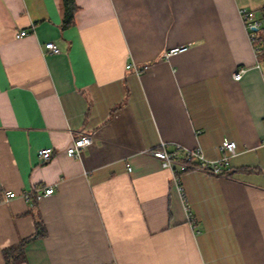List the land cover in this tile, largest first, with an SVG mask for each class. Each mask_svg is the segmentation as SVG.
I'll use <instances>...</instances> for the list:
<instances>
[{"label":"crops","instance_id":"0c3cea01","mask_svg":"<svg viewBox=\"0 0 264 264\" xmlns=\"http://www.w3.org/2000/svg\"><path fill=\"white\" fill-rule=\"evenodd\" d=\"M75 3L64 27V0H0V264L34 214L46 235L18 264H264V50L240 14L264 15V0ZM225 140L224 174H181L183 195L150 153L216 161Z\"/></svg>","mask_w":264,"mask_h":264},{"label":"built area","instance_id":"2783aa9c","mask_svg":"<svg viewBox=\"0 0 264 264\" xmlns=\"http://www.w3.org/2000/svg\"><path fill=\"white\" fill-rule=\"evenodd\" d=\"M241 17L250 31V38L253 43L256 41V32L259 31L264 26V15L258 16L257 13L253 10H249L246 8L241 9L240 11ZM256 28L257 31L253 29ZM27 35L26 31H22L19 33V36ZM45 48L48 52L53 54H59L60 48L54 42H48L45 45ZM188 49L187 46H180L171 48L169 51L165 53V58H169L172 55L184 52ZM256 51L259 50L258 47H255ZM133 68L132 65H128L127 69ZM137 70V69H135ZM246 72L245 68L238 69L234 74L233 78L235 80H240L243 74ZM95 140L94 133H87L79 136L78 138L73 139L71 145L66 149V153L68 156L73 158H79L80 153L86 149L89 145L93 143ZM220 149L222 151L227 152L228 155L223 158L213 161L207 160L202 155L200 149H183L181 147L176 148L175 150H169L165 143H162L158 148L151 149L150 153H152L155 157H157L163 168L168 169L173 177V181L179 192L183 195V188L181 186L180 175L181 174H191L198 170H206L210 171L215 175H223L224 169L229 167L230 158L237 154V145L234 141L225 140L223 141ZM53 155V148H41L37 152V156L40 162H46L51 159ZM55 187L47 186L40 187L35 190L34 196L37 201L43 199L44 197L50 196L54 194ZM6 199H12L16 197V193L7 192L5 194ZM25 197L29 198L28 195Z\"/></svg>","mask_w":264,"mask_h":264},{"label":"trees","instance_id":"16d2710c","mask_svg":"<svg viewBox=\"0 0 264 264\" xmlns=\"http://www.w3.org/2000/svg\"><path fill=\"white\" fill-rule=\"evenodd\" d=\"M65 5V19H64V27H68L74 23L75 14L78 10V7L75 3V0H64ZM255 46L264 50V26L256 32V41ZM33 202L37 203L35 196L30 197ZM35 223H36V233L27 238L21 240L18 244L8 247L3 251L5 264H18L25 260V248L26 246L33 241L34 239L44 237L46 235L45 227L42 223L40 217L36 214Z\"/></svg>","mask_w":264,"mask_h":264},{"label":"water","instance_id":"95a60500","mask_svg":"<svg viewBox=\"0 0 264 264\" xmlns=\"http://www.w3.org/2000/svg\"><path fill=\"white\" fill-rule=\"evenodd\" d=\"M253 30H254V31H257V29H256V28H254Z\"/></svg>","mask_w":264,"mask_h":264}]
</instances>
